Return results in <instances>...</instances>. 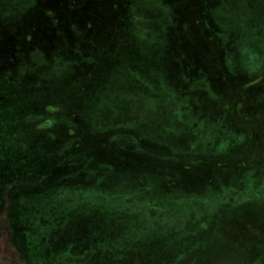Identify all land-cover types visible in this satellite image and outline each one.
Instances as JSON below:
<instances>
[{
    "label": "rangeland",
    "instance_id": "1",
    "mask_svg": "<svg viewBox=\"0 0 264 264\" xmlns=\"http://www.w3.org/2000/svg\"><path fill=\"white\" fill-rule=\"evenodd\" d=\"M197 1L0 0V264H264V0Z\"/></svg>",
    "mask_w": 264,
    "mask_h": 264
},
{
    "label": "trees",
    "instance_id": "2",
    "mask_svg": "<svg viewBox=\"0 0 264 264\" xmlns=\"http://www.w3.org/2000/svg\"><path fill=\"white\" fill-rule=\"evenodd\" d=\"M197 3H201V2L198 0ZM197 5H199V4H197ZM213 60H215V59H213ZM259 81H260L259 84H255V85H254V83H249V84L251 86H259L260 85L261 87H263L261 79H259ZM227 87H229L228 83H227ZM91 149H93V148L91 147ZM181 166L183 169H187L186 167H188L190 169V167L188 165L182 164ZM192 166L193 167L195 166V168L199 169L198 171L203 170V164L194 163ZM12 172H13V170H11V166L8 163L7 158H6V160H5V158H1L0 159V191H2V189H3V183L4 182L9 181V180L12 181L15 179V176ZM19 178L20 177H17L16 180H18V181L22 180ZM191 179L193 180V182L196 181L194 183H197V184L200 181V180H197L199 178H197L196 176H192ZM22 181H24L25 183L18 185L17 189L11 190V191L13 193H18V194L22 193V194H20L21 196L27 195V194L30 196L34 195V197H36V198H38L42 194L46 193V190H47L45 188L46 186H50L51 190L56 189V188L62 189L59 187L62 186L60 184L64 183V180H62L58 175H54L52 178H47L46 176H40L38 178H32L29 181L28 180H22ZM36 192H38V193H36ZM48 195H50V194H48Z\"/></svg>",
    "mask_w": 264,
    "mask_h": 264
},
{
    "label": "flooded vegetation",
    "instance_id": "3",
    "mask_svg": "<svg viewBox=\"0 0 264 264\" xmlns=\"http://www.w3.org/2000/svg\"><path fill=\"white\" fill-rule=\"evenodd\" d=\"M18 253H19V251H18ZM19 258H21V262L19 263V264H28V263H26L22 258V256H19ZM18 264V263H17Z\"/></svg>",
    "mask_w": 264,
    "mask_h": 264
}]
</instances>
